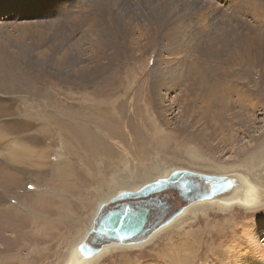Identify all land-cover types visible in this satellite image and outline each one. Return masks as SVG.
<instances>
[{
    "label": "rangeland",
    "instance_id": "374dc122",
    "mask_svg": "<svg viewBox=\"0 0 264 264\" xmlns=\"http://www.w3.org/2000/svg\"><path fill=\"white\" fill-rule=\"evenodd\" d=\"M176 167L261 176L264 0H0V264H57L101 192ZM196 210L93 264L244 261L264 208Z\"/></svg>",
    "mask_w": 264,
    "mask_h": 264
},
{
    "label": "water",
    "instance_id": "95a60500",
    "mask_svg": "<svg viewBox=\"0 0 264 264\" xmlns=\"http://www.w3.org/2000/svg\"><path fill=\"white\" fill-rule=\"evenodd\" d=\"M245 187L238 173L210 174L176 167L134 190H121L98 206L87 236L73 248L72 264L92 259L108 245L145 241L192 203L236 200L243 197Z\"/></svg>",
    "mask_w": 264,
    "mask_h": 264
},
{
    "label": "bare ground",
    "instance_id": "6f19581e",
    "mask_svg": "<svg viewBox=\"0 0 264 264\" xmlns=\"http://www.w3.org/2000/svg\"><path fill=\"white\" fill-rule=\"evenodd\" d=\"M251 164L253 165V168L258 166V164L256 162H251L250 165ZM250 167H252V166H250ZM158 168H159V166H158ZM172 169L164 168V169L160 170L157 173L156 176H154V177L152 176L153 178H151L149 180H146V181L143 180L142 182H136L134 184H129V185H126V186H122V187H119L117 189L112 188V189H110L107 192H101L99 194L100 198L96 202L95 207H94V209H93V211H92V213H91V215L89 217V222L87 224H85V228H84L83 231L82 230L78 231L77 234H79V236H77L75 238V241L73 240L74 242H71L70 244H68L66 249L63 251V253H60V256H58L59 260H58L57 264H72L71 260H72L73 248H74V246L76 244L81 242L84 237L87 236V233H88V231L90 230V227H91L92 218H93V216H95L96 211L98 209V206H100V204L102 202L108 201L112 196L116 195L121 190H124V189L125 190L126 189L134 190V189H136L138 186H140L144 182H147V181H150V180H154L155 178H157L159 176H165ZM251 169L252 168H250V170ZM247 170H249V169L247 168ZM229 171H231V170H229ZM223 172L224 173H221V174L238 173L243 178V180L245 182V185H246L243 197L238 198L236 200H232V201L205 200V201L192 203L180 215L175 217L170 223H168V224L160 227L159 229H157L147 240L141 241L139 243H132V244H119V243H116V244L105 246L92 259H90V260H88V261H86L84 263H81V264H93L94 262H97L100 258H102L103 256H105L107 253L111 252L114 249L115 250L118 249V248L119 249L120 248L121 249H124V248L129 249V248H134V247L140 246V245H146V244L150 243L156 236H159L160 233H162L165 230L170 229L171 226H173L178 220L180 221L181 218H184V216H186L188 213H192L193 214L196 209H198L199 211L200 210L204 211V210L209 209V208H218V209H222V210H227V209H230V208H233V207H243V208H248L249 211H253V210H259L260 208L261 209L264 208V184H263L264 183V178H263L264 177L263 176L264 175V169L263 168H262V171L260 172V173H262L261 176H254V177H251L247 173H245V172L242 173L240 171H233L232 170L231 172H227V173H225V171H223ZM124 173H126V174H123L124 176L122 175V177L118 176L119 177V178H117L118 181L114 180V183H119L121 178L124 179V177L132 175L131 172H127L126 171ZM137 178H138V176H137ZM257 180L261 181L262 183L257 181ZM64 200H65V198H64ZM61 201H63V200H61ZM252 227H253L252 229L243 230V235L246 237V244L244 246L245 251H243V253H242L241 250L240 251L243 254L241 256L244 258L243 259L244 261H242V259H239L240 256H237L236 253L235 254L233 253L232 256H234V258H233V261H231L232 259L230 260V258L228 257V253H229L228 249L225 252H223L222 249H219V250H216L214 252V255H216V258L219 255L222 256L223 259L225 257V262L220 260L219 264H256L252 260H250L249 257H250V255L253 254V252L255 250L259 249L258 246H255V245L252 246V244L254 242H256V240H258V237H260V236L264 237V221H262V223H260V224L254 223L252 225ZM186 245H188V244H186ZM183 247L184 246H182V248L180 247V249L184 250V251H182L183 253L181 252L182 253L181 255L176 256L178 251L175 254L173 253L172 255L171 254L167 255L168 257L171 258V262L170 263H172L174 260H176L177 263H179V264H185V263L188 264L186 262V258L191 256L194 253V251L192 252V249H190L191 245H190L189 248H186V247L183 248ZM259 253L261 254V256L264 257V247H262L261 252H259ZM213 263H215V261H213ZM213 263H210V264H213ZM152 264H155V263H152Z\"/></svg>",
    "mask_w": 264,
    "mask_h": 264
}]
</instances>
